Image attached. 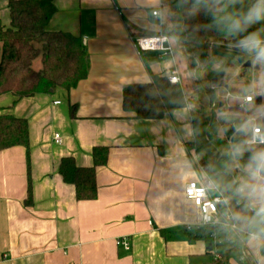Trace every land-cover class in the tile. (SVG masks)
<instances>
[{
	"label": "crops",
	"instance_id": "1",
	"mask_svg": "<svg viewBox=\"0 0 264 264\" xmlns=\"http://www.w3.org/2000/svg\"><path fill=\"white\" fill-rule=\"evenodd\" d=\"M164 1L55 0L47 30L82 39L88 75L70 90L16 103L0 97V114L27 120L30 137L29 151H0V264H211L213 239L194 240L186 229L199 214L185 188L208 178L189 149L190 109L137 119L122 104L127 87L178 69L174 45L170 57L135 46L163 33ZM10 22L8 1L0 0V25ZM96 147L108 149L107 164L96 169L98 196L78 201L59 166L73 158L93 167ZM246 239L252 264H264V241Z\"/></svg>",
	"mask_w": 264,
	"mask_h": 264
},
{
	"label": "trees",
	"instance_id": "2",
	"mask_svg": "<svg viewBox=\"0 0 264 264\" xmlns=\"http://www.w3.org/2000/svg\"><path fill=\"white\" fill-rule=\"evenodd\" d=\"M7 1L11 22L9 27L0 25V97L11 94L16 103L57 88L70 90L86 79L88 64L82 39L47 30L56 13L55 0ZM256 3L257 0H165L162 32L176 52L179 49L186 58L194 92L188 94L180 84H171L168 77L159 75H154L150 83L132 85L123 92V109L133 118L161 119L175 109H190L194 143L189 149L195 152V166L227 198L232 213L229 221L220 214L217 224L196 227L190 233L194 240L216 236L211 264H252L245 233L254 231L248 223L253 212L236 189L253 152L246 146L240 119L223 114L217 107L213 74H202L199 64H207L205 48L211 44L264 43V19L253 23L245 20ZM18 146L29 151L27 120L0 114V151ZM93 160L90 168L78 167L73 158H64L60 163L59 173L65 183L75 187L78 201L97 198L96 169L107 164L108 149L94 148ZM31 198L30 185L28 201Z\"/></svg>",
	"mask_w": 264,
	"mask_h": 264
},
{
	"label": "built area",
	"instance_id": "3",
	"mask_svg": "<svg viewBox=\"0 0 264 264\" xmlns=\"http://www.w3.org/2000/svg\"><path fill=\"white\" fill-rule=\"evenodd\" d=\"M161 9L153 12L154 17L162 15ZM135 46L138 52H157L164 57H170L174 54V47L170 38L161 33L157 36H149L139 38L135 41ZM171 84H179L181 81L179 70L174 67L169 76ZM60 102H57L59 104ZM254 104V96L249 95L243 97V102L236 108L238 113L244 114L249 110V106ZM246 146L252 148H264V130L258 124L257 119L249 118V128L246 130ZM56 143H61V137L55 136ZM185 198L190 201L197 209L199 221L194 225H188V231L196 227L213 226L218 223V215L224 216L226 220L232 219V213L229 208V203L218 188L211 182L209 178H203L200 181H191L185 188ZM247 238H250V233H245ZM214 241L217 240L215 235H212ZM251 239V238H250ZM126 249H129L130 244L127 240L120 241Z\"/></svg>",
	"mask_w": 264,
	"mask_h": 264
},
{
	"label": "rangeland",
	"instance_id": "4",
	"mask_svg": "<svg viewBox=\"0 0 264 264\" xmlns=\"http://www.w3.org/2000/svg\"><path fill=\"white\" fill-rule=\"evenodd\" d=\"M228 47L224 45H208L205 50L208 52V62L205 66H202L199 64V68L202 72V74L211 75L214 74V72L219 71V69L223 66L224 62L227 61L225 58H221L218 56H214L213 52L215 51H225ZM176 58L178 61V70L180 73V85L184 88L185 92L188 94H191L194 92V81L191 76V74L188 71V63L186 58L182 55V53L177 49ZM261 58V57H260ZM241 67L237 63H235L234 69L232 72H229L226 79L222 80L220 83V87L217 86L216 91V105L219 107L220 110L224 111L226 115L235 116L236 118H239L241 121V128L245 130H248L249 128V118L253 117L257 119L258 124L263 128L264 125L262 123L263 121V109L260 107H257L256 105L252 104L249 106V110L247 113L241 114L236 111V108L243 102V97L253 95L251 88L245 90L242 95H235L234 98L228 99L226 97L227 92L224 90L225 85L232 86L234 84L239 85L240 82L237 80V74L238 70H240ZM250 77H252L253 71L247 70ZM264 79V74L260 72V78H259V87L263 90L262 81ZM210 80V76H209ZM208 80V81H209ZM207 82V81H206ZM222 105V107H220ZM230 108L233 109V111H230ZM220 134H223L222 129L220 130ZM251 152L264 150V148H252L249 149ZM249 180L248 176V170L242 171V173L239 176V182L240 185L247 182ZM246 200V199H245ZM247 201V200H246Z\"/></svg>",
	"mask_w": 264,
	"mask_h": 264
},
{
	"label": "flooded vegetation",
	"instance_id": "5",
	"mask_svg": "<svg viewBox=\"0 0 264 264\" xmlns=\"http://www.w3.org/2000/svg\"><path fill=\"white\" fill-rule=\"evenodd\" d=\"M220 44L228 47L225 51L220 52L233 54L234 57L226 59L227 61L224 62L223 66L219 69V71L214 72L212 76V83L215 78H217V80L216 84H213V89L216 90L217 86L220 87V83H222L221 81L226 79L228 73L233 71L235 63H237L239 67H241L240 70H238L239 72L237 74V80L240 82V84H234L232 86L225 85L224 90L227 92L226 97L230 99L234 98L235 95L240 96L249 87L251 88L254 96V105L262 108L264 114V88L262 90L259 87L260 72L264 74V56L260 55V50L262 47H264V43H258V46H253L254 44H257V42H254V44L246 43L238 49H233L234 45L232 44V42H225ZM241 57H244L243 63H239V59ZM247 63H250L251 66L246 67ZM247 70L253 71L252 77L249 76ZM221 73H224L223 78L220 77ZM262 85L264 87V79L262 81ZM220 107H222V105H220ZM230 111H233V109L230 108ZM222 113L225 114V110L222 111Z\"/></svg>",
	"mask_w": 264,
	"mask_h": 264
},
{
	"label": "clouds",
	"instance_id": "6",
	"mask_svg": "<svg viewBox=\"0 0 264 264\" xmlns=\"http://www.w3.org/2000/svg\"><path fill=\"white\" fill-rule=\"evenodd\" d=\"M261 19H264V0H257L249 9L245 20L253 23ZM253 46H258V43ZM260 55L264 56V47L261 48ZM248 176L249 180L238 186L236 191L251 205L253 215L248 223L254 231L250 233V238L264 241V150L253 152L248 166ZM234 218L241 219L239 216Z\"/></svg>",
	"mask_w": 264,
	"mask_h": 264
},
{
	"label": "water",
	"instance_id": "7",
	"mask_svg": "<svg viewBox=\"0 0 264 264\" xmlns=\"http://www.w3.org/2000/svg\"><path fill=\"white\" fill-rule=\"evenodd\" d=\"M232 44L234 45L233 49H238L239 47L244 45L243 42H239V41H233ZM213 54H214V56H218V57L225 58V59H230V58L234 57L233 54L226 53V52H220V51H215V52H213ZM243 62H244V57H241L239 59V63H243ZM250 66H251L250 63L246 64V67H250ZM220 77L223 78L224 77V73H221ZM216 80H217V78L214 79L213 84H216ZM262 123L264 125V120L262 121ZM210 249H212V246H210Z\"/></svg>",
	"mask_w": 264,
	"mask_h": 264
}]
</instances>
